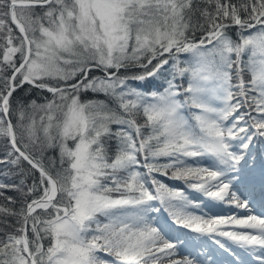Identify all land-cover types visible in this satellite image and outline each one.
Returning a JSON list of instances; mask_svg holds the SVG:
<instances>
[{
  "label": "snow or ice",
  "instance_id": "obj_1",
  "mask_svg": "<svg viewBox=\"0 0 264 264\" xmlns=\"http://www.w3.org/2000/svg\"><path fill=\"white\" fill-rule=\"evenodd\" d=\"M0 137V264H264V0H0Z\"/></svg>",
  "mask_w": 264,
  "mask_h": 264
},
{
  "label": "trees",
  "instance_id": "obj_2",
  "mask_svg": "<svg viewBox=\"0 0 264 264\" xmlns=\"http://www.w3.org/2000/svg\"><path fill=\"white\" fill-rule=\"evenodd\" d=\"M233 33H235V29H233ZM10 74V73H8ZM99 75V73H96ZM156 83L163 84L164 81L160 80ZM146 85H148V82H145ZM146 91H152L156 90L154 85H149L145 87ZM48 95L45 92H41L38 89L32 88L30 85L25 84L22 88H18L13 93V99L15 101H21V102H27L32 99H36L38 102H42V98ZM87 98H98V99H104L103 96H97L94 97L91 93L88 94ZM13 123H15V119H13ZM114 146V145H113ZM9 150V145L7 139L0 137V158L4 157L6 152ZM254 156L256 158V164L257 167L264 164V146H261L259 143L256 145V148L254 149ZM48 156L57 155L54 151H49L47 153ZM24 168L27 169L28 166L25 163ZM38 175V173H36ZM21 177L18 175V170L10 165H0V182H4L6 184H18L20 182ZM28 182L31 183V178L28 179ZM165 182L169 183L170 185H176V186H182L180 182L177 181H170L165 178ZM5 196L13 197L17 203L14 205V207L19 208L20 205L23 203L24 197L20 192H17L15 190H6ZM30 199V197H29ZM0 203H4L3 199L0 198ZM166 215V214H164ZM4 219L3 217H0V220ZM8 222L10 224H15V219L8 217ZM0 229H3L4 231H12L11 228H7L3 223H0Z\"/></svg>",
  "mask_w": 264,
  "mask_h": 264
},
{
  "label": "rangeland",
  "instance_id": "obj_3",
  "mask_svg": "<svg viewBox=\"0 0 264 264\" xmlns=\"http://www.w3.org/2000/svg\"><path fill=\"white\" fill-rule=\"evenodd\" d=\"M255 209H256V208L253 209V212L258 213ZM215 211H216V212H221V213H227V212H229V211H233V209H230V208H228L227 206H225L223 209H216ZM238 211H239V214H240L241 216H243V215L245 214V213H244V210H238ZM176 235H181V233H176ZM183 255H185V250H181L177 258H182ZM215 258H216V260H217L218 258L221 259V258H222V252H221V251H217V252L215 253Z\"/></svg>",
  "mask_w": 264,
  "mask_h": 264
},
{
  "label": "bare ground",
  "instance_id": "obj_4",
  "mask_svg": "<svg viewBox=\"0 0 264 264\" xmlns=\"http://www.w3.org/2000/svg\"><path fill=\"white\" fill-rule=\"evenodd\" d=\"M256 210V209H255Z\"/></svg>",
  "mask_w": 264,
  "mask_h": 264
}]
</instances>
